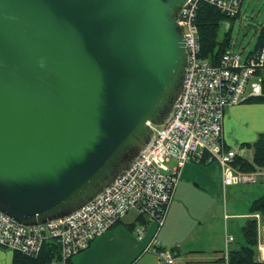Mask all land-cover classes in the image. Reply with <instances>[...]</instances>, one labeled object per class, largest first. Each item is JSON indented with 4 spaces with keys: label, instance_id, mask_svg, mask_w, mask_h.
<instances>
[{
    "label": "water",
    "instance_id": "95a60500",
    "mask_svg": "<svg viewBox=\"0 0 264 264\" xmlns=\"http://www.w3.org/2000/svg\"><path fill=\"white\" fill-rule=\"evenodd\" d=\"M188 0H0V212L61 219L122 175L180 96Z\"/></svg>",
    "mask_w": 264,
    "mask_h": 264
},
{
    "label": "built area",
    "instance_id": "2783aa9c",
    "mask_svg": "<svg viewBox=\"0 0 264 264\" xmlns=\"http://www.w3.org/2000/svg\"><path fill=\"white\" fill-rule=\"evenodd\" d=\"M242 1L186 2L177 24L185 40L188 64L183 90L168 120L159 127L150 125L153 138L133 164L92 202L70 215L42 225L25 226L0 212L1 248L36 258L44 244L54 242L60 254L52 264H70L73 257L89 249L92 242L131 214L139 221L134 225V233L142 240L147 223L163 226L183 170L191 163H216L224 193L230 187L258 184L264 178L262 170L236 169L233 162L237 153L224 140L226 109L262 94L256 71L264 67V45L260 52L247 58L231 49L217 65L200 57L196 24L200 4H208L235 18L240 14ZM253 217L260 220L258 214ZM233 241V237L226 241V260ZM146 251L153 252L161 264H178L169 250L155 249L151 244Z\"/></svg>",
    "mask_w": 264,
    "mask_h": 264
},
{
    "label": "crops",
    "instance_id": "0c3cea01",
    "mask_svg": "<svg viewBox=\"0 0 264 264\" xmlns=\"http://www.w3.org/2000/svg\"><path fill=\"white\" fill-rule=\"evenodd\" d=\"M262 133L264 104L243 103L226 109L224 140L237 155L245 158L242 153L250 149L244 146L253 144ZM263 196L264 178L258 184L230 187L224 193L216 163L188 164L162 227L147 223L143 239L139 240L134 233V225L139 221L131 214L92 242L85 252L90 258L87 264H161L153 252L146 251L151 244L155 249L171 251L178 264H230L225 259L226 241L233 237L229 253L241 248L243 243H236L237 230L253 217L251 205ZM14 256V252L0 247V264H14ZM75 257L70 264H84L80 257ZM254 264H264V226L259 229Z\"/></svg>",
    "mask_w": 264,
    "mask_h": 264
},
{
    "label": "trees",
    "instance_id": "16d2710c",
    "mask_svg": "<svg viewBox=\"0 0 264 264\" xmlns=\"http://www.w3.org/2000/svg\"><path fill=\"white\" fill-rule=\"evenodd\" d=\"M238 17L230 18L208 4H200L196 24L200 33V57L203 60H208L212 65H217L223 54L233 49L230 34L226 33L223 38H220V30L224 23ZM263 45L264 26H262L259 33L258 46L249 56L260 52ZM256 76L261 79L262 94L259 97L246 100L245 103L264 104V67L256 71ZM244 147L253 151L252 160L237 155L233 162L236 169L242 172L264 171V133L260 134L253 144H246ZM249 211L252 216L258 214L260 220L251 217L246 221L242 228L243 245L237 250L230 251V264H254L256 262L259 229L260 226H264V196L254 201ZM59 254V246L54 242H47L36 258L15 252L14 264H52L53 261L58 259Z\"/></svg>",
    "mask_w": 264,
    "mask_h": 264
},
{
    "label": "rangeland",
    "instance_id": "374dc122",
    "mask_svg": "<svg viewBox=\"0 0 264 264\" xmlns=\"http://www.w3.org/2000/svg\"><path fill=\"white\" fill-rule=\"evenodd\" d=\"M262 26H264V0H244L239 17L222 25L220 38H223L226 33H229L234 51L241 52L244 58H247L258 46L259 33ZM249 91L250 84L247 88V92ZM242 154L248 160H252L253 151L251 149L249 151L246 150ZM236 239L237 244L243 243L241 227L239 228V232L237 230ZM86 251H83L82 253H85ZM82 253L81 256L79 255L78 257H80L79 259L81 262L87 264L90 258L86 256L87 253L83 255ZM100 262L106 263L104 260Z\"/></svg>",
    "mask_w": 264,
    "mask_h": 264
}]
</instances>
